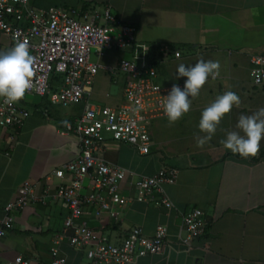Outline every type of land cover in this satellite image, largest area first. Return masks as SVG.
Instances as JSON below:
<instances>
[{
  "label": "crops",
  "instance_id": "0c3cea01",
  "mask_svg": "<svg viewBox=\"0 0 264 264\" xmlns=\"http://www.w3.org/2000/svg\"><path fill=\"white\" fill-rule=\"evenodd\" d=\"M29 2L35 7L56 5L98 12L107 5L111 14L134 26L139 41L166 43L180 50L179 56L169 54L157 65L163 83L184 85L187 78L176 76L181 63L191 66L201 58L220 63V76L209 78L192 100L191 110L175 125L169 126L166 116L152 119L147 153L122 141L105 140L103 155L135 176L151 174L161 166L175 167V180L162 185L172 207L134 200V190L125 181L122 192L130 201L119 207L116 218L104 213L95 217L87 208L78 220L84 219L92 230L112 242H118L132 226L151 234L156 225L164 224L167 235L162 251L141 256L136 264H264V140L258 155L247 159L221 143L229 131L238 130L240 115L264 107V84L252 85L249 76V56L264 54V0ZM6 43L7 38L0 33V48ZM104 55L110 63L118 59L106 50ZM160 66L164 68L162 74ZM121 81V73L110 77L99 71L93 79L92 98L113 103L117 93H110L109 85L114 83L119 89ZM225 91L239 95L241 106L234 107L211 141L199 148L195 137L204 135L198 128L201 112ZM20 103L29 110L22 124L0 125V216L22 181L35 183L38 191L46 183L56 185L53 169L71 160L77 150L74 136L60 133L58 127L80 112L81 103L62 107L50 103L45 95L30 93ZM192 207L200 208L208 223L203 233L186 246L178 240L181 215ZM66 213V205L49 196L14 209L13 225L0 236V263L16 254L36 264L47 262L48 248L54 235L63 231ZM58 248L65 257L63 264H91L84 250L71 246L65 236Z\"/></svg>",
  "mask_w": 264,
  "mask_h": 264
},
{
  "label": "built area",
  "instance_id": "2783aa9c",
  "mask_svg": "<svg viewBox=\"0 0 264 264\" xmlns=\"http://www.w3.org/2000/svg\"><path fill=\"white\" fill-rule=\"evenodd\" d=\"M0 33L7 38L0 51L9 49L18 40L24 41L36 59V76L27 93L45 95L50 103L61 106L81 103L80 112L58 127L60 133L74 136L77 146L74 157L53 169L52 174L58 178L53 187L46 183L38 191L35 183L21 182L16 196L3 206L0 236L13 225L14 209L49 196L61 200L67 213L63 231L54 235L48 248L49 260L40 264L64 263L65 257L58 248L62 236L71 246L82 248L91 264H136L141 256L160 253L167 235L164 224L156 225L151 234L132 226L118 242H112L78 218L87 208H91L95 217L104 213L116 218L119 207L130 201L122 192L125 181L134 190V200L172 207L162 185L175 180V167L161 166L151 174L135 176L107 159L103 148L105 140L113 139L130 144L140 153L149 151V123L166 116L163 102L172 85L183 88L181 82H161L157 65L169 54L179 56L180 51L166 43L139 41L134 26L111 14L107 5L98 12L56 5L35 7L29 0H0ZM107 49L123 50L126 56L115 63L99 62V56ZM99 71L110 77L122 75L113 103L100 104L92 98V79ZM54 73L61 78L51 89ZM249 76L252 85L264 84V54L249 56ZM28 114L29 110L20 102L9 106L0 98V125L19 126ZM207 223L203 211L192 207L181 215L178 240L190 245ZM0 264L36 263L16 254Z\"/></svg>",
  "mask_w": 264,
  "mask_h": 264
},
{
  "label": "clouds",
  "instance_id": "9594fccd",
  "mask_svg": "<svg viewBox=\"0 0 264 264\" xmlns=\"http://www.w3.org/2000/svg\"><path fill=\"white\" fill-rule=\"evenodd\" d=\"M107 37L105 38V40ZM148 48L144 52H147ZM36 59L24 41L16 43L5 51H0V98L6 105H14L24 99L33 87L36 76ZM176 76L186 77L183 88L173 84L165 96L163 111L168 125H175L191 110L192 100L197 98L209 78L220 76L219 61L199 59L194 65L181 63ZM241 106V98L233 91H225L205 107L199 119L198 128L204 135L195 137L196 146L203 148L216 134L221 121L232 109ZM238 130L229 131L221 141L225 149L242 158L258 155L264 140V107L250 115H240L236 125Z\"/></svg>",
  "mask_w": 264,
  "mask_h": 264
},
{
  "label": "rangeland",
  "instance_id": "374dc122",
  "mask_svg": "<svg viewBox=\"0 0 264 264\" xmlns=\"http://www.w3.org/2000/svg\"><path fill=\"white\" fill-rule=\"evenodd\" d=\"M107 52H110V54H113V57H115V58H119V57H125L126 56V52L125 51H123V50H117V49H112V50H110V49H107L106 50V53ZM94 54H92V56H91V58L92 59H95V56H93ZM98 61L99 62H101V63H110V59L109 58H107L106 57V55H104V57L103 56H100L99 58H98ZM98 73V72H97ZM96 75V74H95ZM94 75V76H95ZM93 79H94V77H93ZM93 79H92V83H91V87H93ZM162 79L164 80V77H162ZM112 97V96H111ZM112 101H114V97H112ZM99 102V101H98ZM100 104H102V102H99ZM61 106V105H60ZM68 106V105H67ZM62 107H66V106H62Z\"/></svg>",
  "mask_w": 264,
  "mask_h": 264
},
{
  "label": "trees",
  "instance_id": "16d2710c",
  "mask_svg": "<svg viewBox=\"0 0 264 264\" xmlns=\"http://www.w3.org/2000/svg\"><path fill=\"white\" fill-rule=\"evenodd\" d=\"M159 73H161V74L164 73V68L161 67V66H160V69H159ZM60 78H61V75L59 73H54V74L51 75V79H50L51 89H54L56 87L57 83L60 81ZM163 82H165V81L163 80Z\"/></svg>",
  "mask_w": 264,
  "mask_h": 264
},
{
  "label": "water",
  "instance_id": "95a60500",
  "mask_svg": "<svg viewBox=\"0 0 264 264\" xmlns=\"http://www.w3.org/2000/svg\"><path fill=\"white\" fill-rule=\"evenodd\" d=\"M115 90H116V84L111 83V84L109 85V92H110V93H115Z\"/></svg>",
  "mask_w": 264,
  "mask_h": 264
}]
</instances>
